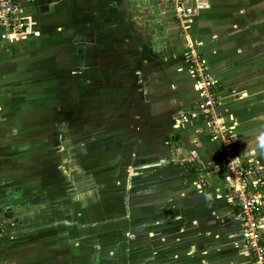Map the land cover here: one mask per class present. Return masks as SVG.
<instances>
[{
  "label": "crops",
  "instance_id": "crops-1",
  "mask_svg": "<svg viewBox=\"0 0 264 264\" xmlns=\"http://www.w3.org/2000/svg\"><path fill=\"white\" fill-rule=\"evenodd\" d=\"M156 1L162 9L159 11L158 8V14L171 16L182 29L170 1ZM13 2L21 9L22 16L32 21L33 31L16 41L0 45V264H41L39 229L42 222V185L35 177V167L37 163L40 164L41 158L34 155L31 148L30 136L33 130L25 136L28 131L24 128L32 125L28 124L27 119H20L22 113L17 104L23 102L26 93L24 88L18 85V79L29 75L34 78L35 74L38 78H43L45 75L40 77L41 72L51 74V71H47L50 68L43 70L40 64L44 63V60H50L49 57H53L52 54L56 51L46 53L42 52L41 48L49 49L57 40L71 43L74 37H86V44L83 45L86 51L82 55L86 64L97 62L101 65L103 62L113 63L118 60L115 51H110V42H105V36L101 34L107 25L102 20H105L106 8L112 10L115 16L117 12L121 17L122 10L124 14L129 4L125 3V7H122L124 4L114 3L107 7L103 0ZM221 3L223 5L227 2L188 0V7L195 11L189 26H192L196 34L198 31L201 33L203 29L208 32L201 38L195 36L197 39L191 36L193 42L188 39V47H193V53L202 62L205 74L213 83L210 93L214 97L217 114L230 129L240 162L244 163L252 156L264 167V152L257 147L261 137H264V62L258 65L257 57H260L264 50H257L262 51L259 55L251 54L254 46H250L246 40L249 34H245L246 28L238 27L244 25L245 20L232 17L231 25L225 24L224 28L218 23L207 22L206 18L213 20L218 16L225 17L228 13L226 8L219 7ZM145 12L147 13V9L143 8L139 14L146 16L154 13L149 10L147 14ZM235 13L236 17L240 15V12ZM134 17L136 21L139 18L137 14ZM149 19L151 18L146 16L145 22L140 24L128 23L129 29L134 32L132 38L136 35L135 32H144L148 41H151L154 28L157 31H163L164 28L167 30L168 20L160 18V24H157L159 26L155 27ZM59 21L64 22V25L59 26ZM132 22H135V19ZM111 41L114 46L118 40L114 37ZM27 45L35 52L34 55H23L15 61L11 55L15 49L13 47L23 51ZM151 47L153 49L155 46ZM38 48L43 55H36ZM106 54L108 56L105 57ZM183 55L179 61L175 55L177 64L174 68L169 66L172 69L170 75L164 77L162 72L160 76L156 72H149L146 79L150 80L147 79L143 88L136 85L137 80L135 85L133 83L129 88L127 85L119 86L118 83L107 86L103 81L100 87H109L111 90L106 94L112 93L119 97L114 99V103L112 100V105L102 101L96 114L98 123L94 122L97 125H90L93 121L88 120L85 126L96 130V136L101 142L108 138H118L116 142L122 145L120 153L129 152V155H125V164L127 163L128 172L130 170V176H135L136 173L149 176L158 170L162 176L161 191L158 195L161 210L159 213L152 211L151 218L156 219L155 216L160 215V231L168 230L170 225L175 224V228L171 229H177L176 243L192 238V244L198 246V254L202 249L205 251L206 246L218 253L219 259L213 258L215 255H212L213 261L219 262L218 264H251L242 219L232 201L233 181L228 180L231 175L221 169L220 144L212 139L210 126L205 118L192 117L185 127L177 126L178 112L193 111L202 100V92L198 90L194 80L196 78L193 75L190 55ZM29 56H34L37 64L31 61V65L25 66L24 59ZM134 57L135 55L131 59ZM49 60L45 62H50ZM108 71L115 73V70ZM98 72L104 74L103 80L112 76H105V71ZM83 74H86L85 70ZM51 75L56 78L54 73ZM139 76L141 74L137 73L136 77ZM31 87L28 88L29 92ZM53 88L55 84L50 85L51 91ZM121 95H124L123 98ZM43 112L48 116L47 114L53 111ZM90 117L88 113L85 116L82 112V118ZM66 123L65 132L68 131L69 134L71 123L70 129L69 123ZM112 125L111 130L109 127ZM253 135L256 137L255 141L251 140ZM132 141L136 143V147L126 149L123 146L124 143ZM141 146H144V149ZM52 147L50 141L48 150H53ZM174 154L180 160L193 158L195 164L187 165L191 170L175 167L180 164L176 162ZM163 167L170 168L175 177L169 179L168 174L160 170ZM48 171L50 172V169ZM118 179L120 182L124 180L120 177ZM129 181L130 179L124 183L129 184ZM147 197H152V194H146L145 199L147 203L154 205L157 198H149L148 201ZM149 232L148 239L152 241L157 232L152 229ZM172 234L176 237L174 232ZM231 244L233 246H230Z\"/></svg>",
  "mask_w": 264,
  "mask_h": 264
},
{
  "label": "rangeland",
  "instance_id": "rangeland-1",
  "mask_svg": "<svg viewBox=\"0 0 264 264\" xmlns=\"http://www.w3.org/2000/svg\"><path fill=\"white\" fill-rule=\"evenodd\" d=\"M103 1L107 7L114 3L124 4L122 7H125V3L129 4L124 14L122 10L121 17L117 12L115 16L112 10L106 8L105 20H102L107 25L101 34L105 36V42H110V51H115L118 60L113 63L103 62L101 65L97 62L86 64L82 56L86 51L83 48L86 37H74L71 43L57 40L51 48H41L42 52H56L52 54L53 57H49L50 60L47 59L50 62L46 63L47 60H44V63L40 64L43 70L50 68L47 71L54 73L56 78L47 72H41L40 77L45 75L47 78L45 76L38 78L35 74L34 78L30 75L19 77L17 82L26 93L23 102L17 104L22 113L20 119L25 121L27 119L28 124L32 125L24 128L28 131L25 132V136L33 130L30 136L31 148L33 154L41 158L40 164L37 163L35 167V177L42 185L40 208L42 222L39 229L41 264H218L219 262L213 261V258L219 259L218 253L216 254L214 250L206 246L205 251L202 249L198 254L196 251L198 246L192 244V238L176 243L177 229H171L176 225L163 224L170 225V229L160 231L159 226L162 225L159 221L160 215L155 216L156 219L151 218V213L154 211L159 213L161 210L158 195L161 191L162 176L158 170L149 176H144V173L130 176V170L128 172L127 163L125 164V155H129V152L127 150L126 154L120 153L122 145L116 142L118 138H108L101 142L96 136V130H92L91 127L90 130L85 126L88 120L93 121L90 125H97L94 122L98 123L96 114L102 101L112 105V100L114 103V99L119 97L112 93L107 95L106 92L111 90L109 87L107 89L100 87L103 81L107 86L118 83L119 86L127 85L129 88L137 80L136 85L143 88L145 82L150 80L146 79L149 72H156L159 76L162 72L164 77L170 75L172 69L169 66L174 68L177 64L176 56L179 61L183 54H192L193 47H188V39L193 42L192 37L201 38L208 32L203 29L201 33L198 31L196 34L192 26L181 29L171 16L158 14V8L159 11L161 8L156 0ZM222 1L227 3L223 5L221 3L219 7L226 8L228 13L225 17L221 16L223 19L219 16L213 20L206 18L207 22L218 23L224 28L225 24L231 25L233 18L245 20L244 25L238 27L246 28L244 32L246 35L249 34L246 40L250 46H254L251 54L259 55L264 50V0H218V3ZM143 8L147 9V13L148 10L154 11L146 15L147 18H151L149 21L153 26H159L157 24H160V18L169 21L167 30L166 28L163 31H157L155 28L152 30L151 41L150 39L148 41L144 32H135L136 35L132 38L134 32L128 26L130 22L136 24L145 22L146 16L139 14ZM235 12H240V15L236 17ZM135 14L139 17L137 21ZM133 19L135 22H132ZM57 24L62 26L64 22L59 21ZM248 28L253 30L250 31ZM114 37L118 41L112 46L111 40ZM152 45L155 46L153 49ZM13 48L15 49L11 55L15 61L17 57L35 53L28 45L23 51L15 46ZM37 50L36 55L41 53L39 48ZM134 55L135 57L131 59ZM33 57L24 59L25 66L35 61ZM257 58L258 65L264 62V51ZM113 67L115 68L111 69ZM83 70L86 74H83ZM108 70H115V73H109ZM98 71H105V76L109 74L112 76L103 80L104 74H99ZM137 73L141 74L138 78ZM194 80L197 82V79ZM52 84H55V88L51 91ZM94 85L99 88H95ZM124 95H121L122 98ZM43 110L46 113L49 110L54 113L49 112L48 117ZM82 112L85 116L88 113L91 117L82 118ZM43 122L47 124H42ZM66 122L69 123L68 129L71 123L69 134L68 131L65 132ZM109 128L112 130L113 125ZM254 138L255 135L251 140ZM50 141L53 150H48ZM123 146L129 149L136 147V143L132 141L124 143ZM141 148L144 149V146ZM174 157L180 164L175 167L189 169L180 162L182 158L180 160L176 154ZM160 170L164 174L167 173L169 179L175 177L170 168L163 167ZM119 177L124 180L120 182ZM129 179V184L124 183ZM149 193L152 197H147L148 201L149 198H157L154 205L147 203L145 199V195L148 196ZM150 229L157 232L152 241L148 239ZM173 232L176 237L173 236ZM232 244L230 246L235 245V242ZM213 254L215 257L212 258Z\"/></svg>",
  "mask_w": 264,
  "mask_h": 264
},
{
  "label": "built area",
  "instance_id": "built-area-1",
  "mask_svg": "<svg viewBox=\"0 0 264 264\" xmlns=\"http://www.w3.org/2000/svg\"><path fill=\"white\" fill-rule=\"evenodd\" d=\"M174 15L183 29H188L195 16L188 0H169ZM33 31L31 20L22 16L19 6L13 0H0V45L30 35ZM193 75L202 92V100L195 110L179 111L176 117L178 127H185L192 117L205 118L210 126L212 139L220 144L221 169L228 172L233 181L232 201L242 219L247 254L251 264H264V167L251 156L241 163L236 154V144L222 118L218 116L213 95V83L204 72V65L192 51ZM184 165L195 164L193 158L180 161Z\"/></svg>",
  "mask_w": 264,
  "mask_h": 264
},
{
  "label": "clouds",
  "instance_id": "clouds-1",
  "mask_svg": "<svg viewBox=\"0 0 264 264\" xmlns=\"http://www.w3.org/2000/svg\"><path fill=\"white\" fill-rule=\"evenodd\" d=\"M257 147L261 150V152H264V137H261Z\"/></svg>",
  "mask_w": 264,
  "mask_h": 264
}]
</instances>
